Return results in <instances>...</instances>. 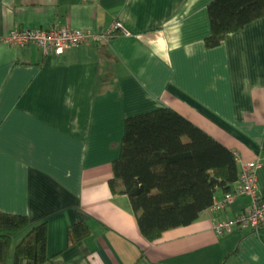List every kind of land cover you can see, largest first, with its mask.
Wrapping results in <instances>:
<instances>
[{
    "label": "crops",
    "instance_id": "obj_1",
    "mask_svg": "<svg viewBox=\"0 0 264 264\" xmlns=\"http://www.w3.org/2000/svg\"><path fill=\"white\" fill-rule=\"evenodd\" d=\"M209 1L0 0V37L14 26L99 31L115 19L126 30L57 55L0 40V209L46 222L43 264H264V225L212 228L245 209L247 194L149 240L128 196L108 186L124 118L162 106L242 160L264 154V16L206 47ZM256 178L264 194V161ZM79 220L90 232L68 246Z\"/></svg>",
    "mask_w": 264,
    "mask_h": 264
},
{
    "label": "trees",
    "instance_id": "obj_2",
    "mask_svg": "<svg viewBox=\"0 0 264 264\" xmlns=\"http://www.w3.org/2000/svg\"><path fill=\"white\" fill-rule=\"evenodd\" d=\"M206 9L210 32L204 45L212 47L227 32L264 16V0H211ZM236 156L178 111L162 106L124 118L108 186L128 196L141 233L153 240L165 229L196 219L217 188L231 187L239 172ZM89 232L83 220L69 224L67 245ZM47 260L46 222L33 223L25 214L0 209V263L43 264Z\"/></svg>",
    "mask_w": 264,
    "mask_h": 264
},
{
    "label": "built area",
    "instance_id": "obj_3",
    "mask_svg": "<svg viewBox=\"0 0 264 264\" xmlns=\"http://www.w3.org/2000/svg\"><path fill=\"white\" fill-rule=\"evenodd\" d=\"M117 32L126 33L118 19L99 31L86 28L60 26L11 27L0 40L12 46H23L34 43L44 55H57L67 48L87 41L107 42ZM239 166L237 179L231 187L224 190L220 197L213 195L209 207L221 210L237 196L247 194L249 205L231 217L218 218L212 222L213 230L218 234H226L234 229L256 231L264 225V194L257 189L256 168L264 161V154L258 158L242 160L236 156Z\"/></svg>",
    "mask_w": 264,
    "mask_h": 264
}]
</instances>
